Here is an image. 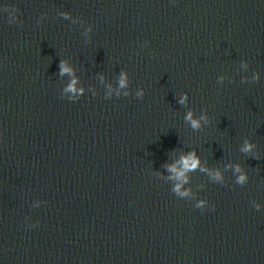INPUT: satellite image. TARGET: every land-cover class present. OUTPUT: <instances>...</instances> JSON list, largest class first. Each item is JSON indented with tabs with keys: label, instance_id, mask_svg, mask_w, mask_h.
Segmentation results:
<instances>
[{
	"label": "water",
	"instance_id": "95a60500",
	"mask_svg": "<svg viewBox=\"0 0 264 264\" xmlns=\"http://www.w3.org/2000/svg\"><path fill=\"white\" fill-rule=\"evenodd\" d=\"M0 264H264V0H0Z\"/></svg>",
	"mask_w": 264,
	"mask_h": 264
},
{
	"label": "clouds",
	"instance_id": "9594fccd",
	"mask_svg": "<svg viewBox=\"0 0 264 264\" xmlns=\"http://www.w3.org/2000/svg\"><path fill=\"white\" fill-rule=\"evenodd\" d=\"M71 68L65 64L64 62L61 63V72H70ZM126 82V74H122L121 76V85H123ZM75 84H76V80L73 79L72 83L69 85V88L66 90H73L75 91ZM184 98H182L183 101ZM186 119H190L192 126L193 127H198L199 126V120L198 119H192V113L189 112ZM252 147L251 144L246 145L245 150H249ZM199 157L197 156V154L195 153V151L189 152L186 155L182 156L179 164L182 166L180 168H177L176 165H172L171 166V170L175 173L176 177L179 179L181 177H183L184 179H187V177L184 176V173L188 170L191 169H195L198 164H199ZM240 168L239 166H237V171H239ZM217 176H219V173L216 174ZM245 175H241L239 177V181L243 182L245 180ZM181 182H183V180H181ZM177 188H179V185H177Z\"/></svg>",
	"mask_w": 264,
	"mask_h": 264
}]
</instances>
